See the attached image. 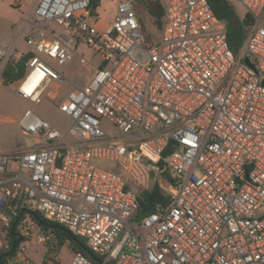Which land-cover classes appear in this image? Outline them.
<instances>
[{"label": "built area", "instance_id": "2783aa9c", "mask_svg": "<svg viewBox=\"0 0 264 264\" xmlns=\"http://www.w3.org/2000/svg\"><path fill=\"white\" fill-rule=\"evenodd\" d=\"M234 1L251 20L237 54L208 0H165L150 45L131 0L116 1L103 32L91 0L36 1L0 47V74L22 62L15 93L34 104L59 99L73 138L30 110L18 120L36 142L0 152V251L13 220L22 241L48 239L36 233V212L100 264H264V0ZM80 44L95 71L59 97L70 82L41 55L89 65ZM153 186L163 201L138 216V195ZM69 264L92 263L77 254Z\"/></svg>", "mask_w": 264, "mask_h": 264}, {"label": "rangeland", "instance_id": "374dc122", "mask_svg": "<svg viewBox=\"0 0 264 264\" xmlns=\"http://www.w3.org/2000/svg\"><path fill=\"white\" fill-rule=\"evenodd\" d=\"M30 1L32 2V0H26L27 3ZM131 1L140 23L141 33L145 44L150 45L157 42L160 37V30H157L153 25L151 16L146 11L143 3L140 0ZM160 3L163 6L165 0H160ZM233 4L237 15L242 17L243 10L241 6L236 1H233ZM19 7L20 6H18L15 0H0V47L5 46L10 42L13 27L18 24L20 18L21 9ZM98 7L93 11L90 10L92 15L99 14ZM107 13H109V11H107ZM106 20L107 18L101 20L99 18L97 20V29L100 32H103L113 21L111 20V22H107ZM93 22H96V20L93 19ZM29 49V47H26L23 44L20 46V51L23 53L28 52ZM77 52L85 58L89 65H80L74 60L65 67H60L57 66L55 61L49 60L46 56L41 55L42 60L62 72L70 82V84H67L63 90L58 92L59 97H63L72 86H85L95 71L94 68L97 63L95 54L87 48L86 45L82 44L78 46ZM25 74V67L21 75H17L16 73L11 75L8 80L2 76V72L0 74V152L2 153L21 151L34 144V136L23 135L18 127L17 122L25 110H30L41 120L47 122L51 129L58 131L62 135H68L69 138H73L69 133L72 121L59 111L57 107L59 99L52 100L44 95L41 97L39 103L34 104L20 98L15 93L16 85L23 79ZM47 92L51 93L52 90L48 89ZM103 129L110 133L116 132L115 128L108 124H105ZM92 164L100 168L108 165L111 169L118 170L116 164L110 162L92 160ZM15 232L16 234L19 232V224L16 226ZM36 233L43 237L46 236L48 239L42 244L37 243L35 240L20 241L16 255L13 258L15 263L24 264L26 261L28 264H69L72 261L74 255L68 249L67 245L57 247L56 250L54 249V242L52 239L53 234L49 231H44L38 225H36ZM23 258L25 260H23Z\"/></svg>", "mask_w": 264, "mask_h": 264}, {"label": "trees", "instance_id": "16d2710c", "mask_svg": "<svg viewBox=\"0 0 264 264\" xmlns=\"http://www.w3.org/2000/svg\"><path fill=\"white\" fill-rule=\"evenodd\" d=\"M146 11L149 13L152 19V23L157 30L161 29L162 18H163V8L159 0H140ZM234 1V0H233ZM232 0H208L211 10L213 11L215 17L224 24L226 28V36L230 49L237 54L238 49L241 47L242 42L246 35V28L250 25V18L245 15L239 17L236 13L234 4ZM100 0H91L90 10H94L98 7ZM19 64V65H18ZM17 65V75L23 73V63H18ZM7 80L11 75L7 74L5 71L2 72ZM168 150L165 151L166 154ZM105 168H110V166H103ZM163 201V197L160 190L153 186L148 190L142 191L138 195V216H144L154 210V206L157 202ZM21 213V208L17 210V215ZM23 213L20 216L22 218ZM19 219V220H20ZM33 222L41 227L44 231H49L53 234L52 239L54 242V249L57 247L67 245L68 249L73 255H81L89 260L92 264H99L102 262V258L98 255L92 253L85 245L84 241L76 236L70 234L63 227L51 223L47 220L41 218L36 212L31 215ZM17 223L14 224V220L11 222L8 232L6 234V240L8 241L9 248L2 252L0 251V264H9V261H13L16 251L19 247V240L14 236L16 234L15 228ZM15 263V262H14ZM17 264V263H15ZM19 264V263H18Z\"/></svg>", "mask_w": 264, "mask_h": 264}, {"label": "crops", "instance_id": "0c3cea01", "mask_svg": "<svg viewBox=\"0 0 264 264\" xmlns=\"http://www.w3.org/2000/svg\"><path fill=\"white\" fill-rule=\"evenodd\" d=\"M36 1L37 0H32V2L30 1L27 3L26 0H15V2L18 4V6H20L19 8L21 9V14H20V18H19L18 23H20V21L22 20V18L24 16H26L27 14H29L32 11L33 7L35 6ZM116 1L117 0H100V5L98 7V10H99L98 16H99L100 20L103 18H107V20H106L107 22H111V20H113V17L115 14ZM107 11H109V13H107ZM14 27L12 30L10 41L13 39V36H14ZM35 142H36V138H35ZM35 142H34V144H35ZM33 145H30L29 147H31ZM17 234H14V236L16 235L15 237L18 238L19 242L22 241L20 239V237L17 236Z\"/></svg>", "mask_w": 264, "mask_h": 264}, {"label": "water", "instance_id": "95a60500", "mask_svg": "<svg viewBox=\"0 0 264 264\" xmlns=\"http://www.w3.org/2000/svg\"><path fill=\"white\" fill-rule=\"evenodd\" d=\"M245 62H246L247 64H249V62H248L247 59L245 60ZM4 70H5V72H6L7 74H9V75H14V74L17 73V67H16L14 64H11V63L6 64L5 67H4ZM98 263L100 264V262H98Z\"/></svg>", "mask_w": 264, "mask_h": 264}]
</instances>
